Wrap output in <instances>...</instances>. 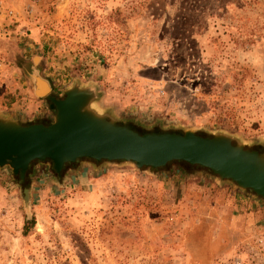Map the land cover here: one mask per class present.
I'll return each instance as SVG.
<instances>
[{"label":"rangeland","instance_id":"obj_1","mask_svg":"<svg viewBox=\"0 0 264 264\" xmlns=\"http://www.w3.org/2000/svg\"><path fill=\"white\" fill-rule=\"evenodd\" d=\"M3 3L0 113L52 121L22 73L37 57L52 97L90 84L96 106L136 133L201 128L264 152V0ZM44 162L22 181L0 170V264H264V205L199 167L84 159L57 177Z\"/></svg>","mask_w":264,"mask_h":264},{"label":"water","instance_id":"obj_2","mask_svg":"<svg viewBox=\"0 0 264 264\" xmlns=\"http://www.w3.org/2000/svg\"><path fill=\"white\" fill-rule=\"evenodd\" d=\"M22 73L32 95L47 101L54 114L48 125L32 119L22 125L0 113V170L7 168L18 180L24 179L34 161H48L57 175L64 164L76 160L82 164L84 159L98 166H130L136 171L182 162L201 168L218 185L251 192L264 205V152L250 150L255 143L245 144L221 131L181 126L139 134L109 110L96 106L99 96L92 85L73 80L61 91L62 98L56 99L50 95L49 82L40 74L37 57L22 68ZM256 144L264 148V141ZM30 192V186L18 191L26 218Z\"/></svg>","mask_w":264,"mask_h":264},{"label":"built area","instance_id":"obj_3","mask_svg":"<svg viewBox=\"0 0 264 264\" xmlns=\"http://www.w3.org/2000/svg\"><path fill=\"white\" fill-rule=\"evenodd\" d=\"M0 15H3L4 18H12V11L4 6L3 0H0Z\"/></svg>","mask_w":264,"mask_h":264},{"label":"trees","instance_id":"obj_4","mask_svg":"<svg viewBox=\"0 0 264 264\" xmlns=\"http://www.w3.org/2000/svg\"><path fill=\"white\" fill-rule=\"evenodd\" d=\"M181 164L186 165L185 163L179 162ZM188 166V165H186ZM33 225V219L30 220H24L23 225H22V235H26L28 232V229Z\"/></svg>","mask_w":264,"mask_h":264},{"label":"flooded vegetation","instance_id":"obj_5","mask_svg":"<svg viewBox=\"0 0 264 264\" xmlns=\"http://www.w3.org/2000/svg\"><path fill=\"white\" fill-rule=\"evenodd\" d=\"M56 99H59L58 97H57V95H56ZM35 123H40V124H42V125H45L44 124V122H42V121H40V122H38V121H36ZM22 125H26L25 123L23 124V123H21ZM129 127V126H128ZM45 166V162H43V163H41V166ZM66 164H64L63 166H62V168H61V170L64 168V166H65ZM39 166H40V163L38 162V165H37V168H39ZM34 167L35 166H33L32 168L34 169ZM51 169V171L53 172V170H52V168H50ZM61 170H60V172H61ZM59 172V174L57 175V174H55L57 177H60L61 176V173Z\"/></svg>","mask_w":264,"mask_h":264},{"label":"crops","instance_id":"obj_6","mask_svg":"<svg viewBox=\"0 0 264 264\" xmlns=\"http://www.w3.org/2000/svg\"><path fill=\"white\" fill-rule=\"evenodd\" d=\"M49 110V109H48ZM40 112V111H39ZM7 115H9L10 117H12L13 119H15L16 121H18V123H23V122H21V120L19 119V118H17L16 116H14V115H11V114H7ZM22 118H25L24 120H25V122L27 123V121L28 120H31L33 117L31 116V117H26V115L24 116V115H22ZM24 122V123H25ZM30 196H31V192H30Z\"/></svg>","mask_w":264,"mask_h":264},{"label":"bare ground","instance_id":"obj_7","mask_svg":"<svg viewBox=\"0 0 264 264\" xmlns=\"http://www.w3.org/2000/svg\"><path fill=\"white\" fill-rule=\"evenodd\" d=\"M44 88H45L44 85H42L41 89L44 90Z\"/></svg>","mask_w":264,"mask_h":264}]
</instances>
